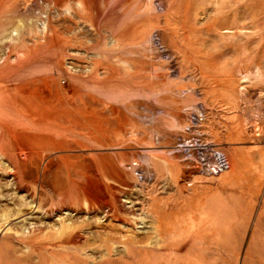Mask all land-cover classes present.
<instances>
[{
	"label": "rangeland",
	"instance_id": "1",
	"mask_svg": "<svg viewBox=\"0 0 264 264\" xmlns=\"http://www.w3.org/2000/svg\"><path fill=\"white\" fill-rule=\"evenodd\" d=\"M0 264H264V0H0Z\"/></svg>",
	"mask_w": 264,
	"mask_h": 264
},
{
	"label": "built area",
	"instance_id": "2",
	"mask_svg": "<svg viewBox=\"0 0 264 264\" xmlns=\"http://www.w3.org/2000/svg\"><path fill=\"white\" fill-rule=\"evenodd\" d=\"M181 144L182 146H180V150L183 151L184 154L187 155V157L194 151L197 152L200 156L205 152L204 149L200 148L196 142L192 143L191 139L188 141L184 140ZM196 165L200 169L201 173H204L206 175H219L220 173L229 169V162L227 158L220 155L217 156L215 161L208 159H199V162H196Z\"/></svg>",
	"mask_w": 264,
	"mask_h": 264
},
{
	"label": "bare ground",
	"instance_id": "3",
	"mask_svg": "<svg viewBox=\"0 0 264 264\" xmlns=\"http://www.w3.org/2000/svg\"><path fill=\"white\" fill-rule=\"evenodd\" d=\"M99 180V179H98Z\"/></svg>",
	"mask_w": 264,
	"mask_h": 264
}]
</instances>
